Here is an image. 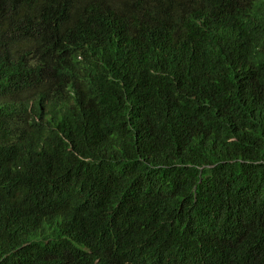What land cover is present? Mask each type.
I'll use <instances>...</instances> for the list:
<instances>
[{
	"label": "trees",
	"instance_id": "1",
	"mask_svg": "<svg viewBox=\"0 0 264 264\" xmlns=\"http://www.w3.org/2000/svg\"><path fill=\"white\" fill-rule=\"evenodd\" d=\"M100 1L29 0L57 87L14 82L20 58L0 52V97L18 100L0 124V264H88L76 230L125 240L130 264H264V0H125L115 31ZM31 163L73 180L75 215L30 199Z\"/></svg>",
	"mask_w": 264,
	"mask_h": 264
},
{
	"label": "clouds",
	"instance_id": "2",
	"mask_svg": "<svg viewBox=\"0 0 264 264\" xmlns=\"http://www.w3.org/2000/svg\"><path fill=\"white\" fill-rule=\"evenodd\" d=\"M85 3L83 0V4ZM99 3L100 7L93 13L97 25L105 30H118L124 21L122 10L123 5L127 4L126 1L101 0ZM45 19L37 17L32 12L29 0H0V52H7L12 44L20 58V69L12 77V80L15 79L14 82L21 77L20 83L35 78L44 86L59 85V74L51 75L53 69L44 28ZM52 28L57 30V24L53 23ZM17 109L18 100L13 95L0 97V124L9 120ZM24 127H18L13 131L9 146L14 136ZM21 180L32 201L41 204L42 207L47 202L55 203L59 207L56 219L58 223L69 219L70 215H75L71 208L77 205L80 191L78 187L72 185L73 180L58 179L52 174L38 172L32 168V163L24 169ZM11 192L12 190H9V194ZM7 194L4 191L3 196ZM42 216L45 221V213ZM76 233L78 238L82 237L89 243V247L82 248L86 253L82 259L88 264H130L125 240H110L107 237L104 243L96 244L90 239V232L76 230ZM39 235L40 233L35 232L33 236ZM223 247L214 248L220 250ZM91 252L93 255L90 256ZM212 255L211 251L199 249L194 251L192 260L194 264H213L215 260Z\"/></svg>",
	"mask_w": 264,
	"mask_h": 264
}]
</instances>
